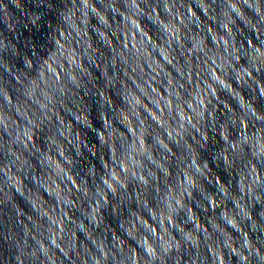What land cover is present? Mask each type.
Masks as SVG:
<instances>
[{
	"label": "clouds",
	"instance_id": "1",
	"mask_svg": "<svg viewBox=\"0 0 264 264\" xmlns=\"http://www.w3.org/2000/svg\"><path fill=\"white\" fill-rule=\"evenodd\" d=\"M0 264H264V0H0Z\"/></svg>",
	"mask_w": 264,
	"mask_h": 264
},
{
	"label": "water",
	"instance_id": "2",
	"mask_svg": "<svg viewBox=\"0 0 264 264\" xmlns=\"http://www.w3.org/2000/svg\"><path fill=\"white\" fill-rule=\"evenodd\" d=\"M221 111L223 112V109Z\"/></svg>",
	"mask_w": 264,
	"mask_h": 264
}]
</instances>
